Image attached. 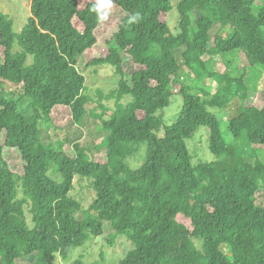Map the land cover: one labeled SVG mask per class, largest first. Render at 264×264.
<instances>
[{
    "label": "trees",
    "instance_id": "obj_1",
    "mask_svg": "<svg viewBox=\"0 0 264 264\" xmlns=\"http://www.w3.org/2000/svg\"><path fill=\"white\" fill-rule=\"evenodd\" d=\"M112 1L124 13L113 44L85 67L114 68L119 84L106 99L116 107L109 119L96 116L105 132L100 145L77 142L73 157L46 131L58 107L69 108L78 126L89 116L80 65L105 21L94 10L98 0L84 8L81 0H31L20 33L0 9V264L69 260L74 248L106 239L105 223L110 244L124 235L135 246L118 264H264L257 195L264 156L254 148L264 147V105L253 98L264 76V7L255 15V0H180L173 34V0ZM214 57L223 71L209 67ZM184 68L190 82L215 81L216 93H194ZM176 94L183 106L168 126L162 112ZM212 110L228 115L233 143ZM199 127L208 129L215 161L194 166L186 140ZM144 144L145 161L132 168L127 160ZM5 148L20 151L23 175L12 171ZM77 177L95 190L88 208L70 196Z\"/></svg>",
    "mask_w": 264,
    "mask_h": 264
},
{
    "label": "rangeland",
    "instance_id": "obj_2",
    "mask_svg": "<svg viewBox=\"0 0 264 264\" xmlns=\"http://www.w3.org/2000/svg\"><path fill=\"white\" fill-rule=\"evenodd\" d=\"M93 0H81V7L84 8L87 3ZM180 0H173V11L168 16V22L171 27L173 34L180 32V16L177 9V5ZM264 7V0H255L254 3V14L257 15ZM0 9L13 21V28L16 33H20L31 15V0H0ZM108 12L107 19L97 29L98 44L95 49L92 50L82 60L80 69L83 71L87 78V94L91 97V102L88 104L89 116L86 122L82 126H78L72 121V115L69 108L58 107L53 112V123L49 126L46 131V139L49 141H61L64 144V149L70 156H75L74 145L77 142L86 143L88 148L94 150L95 143L100 145L101 138L105 135L102 130V121L96 116H103L104 119H109L112 115V110L116 107L115 100H108L106 96L114 91L119 84V76L116 74L113 67L110 65H101L96 67L86 68L85 64L94 58L104 57L108 54L110 46L114 41V34L118 31V24L124 17V13L117 8L112 1L111 7L105 9ZM17 51V47H16ZM181 51L177 52V56L180 61H183L181 57ZM206 61L209 60V56H205ZM29 63L31 62L29 58ZM130 63L126 65L128 70L127 80L130 81L133 67ZM209 67L214 71H223L225 69L224 64L220 57H214L209 61ZM187 69H183L180 76L186 81L188 79ZM193 75V74H192ZM187 85L193 87V92L196 94L203 95L205 93L214 94L218 89V84L215 81L204 80V82H190L186 81ZM9 91H15L16 97H19L22 93L19 88H12L10 85L7 89ZM255 101L264 105V76L260 83V91L257 96L253 97ZM27 101L24 100V104ZM183 106V96L176 94L171 98V104L162 115L168 126H172L181 113ZM218 117L221 124V130L224 133V137L228 143H233L232 136L230 135L229 129V117L224 112L212 110ZM235 143V142H234ZM186 144L191 156V162L195 166L199 163H211L215 161V157L210 150L209 132L205 127H199L192 139L186 140ZM237 144V143H235ZM239 147L243 145L237 144ZM247 148V147H246ZM259 155L264 156V147H257ZM147 145L140 146L138 154L131 156L127 160V164L132 168L141 166L146 158ZM249 149H251L249 147ZM89 155L96 160H102V157H98L94 152L89 151ZM4 156L9 163L12 171L19 175L24 174L25 162L23 161L22 155L17 148H5ZM51 176L60 181L59 175L51 174ZM258 204L264 207V193L259 191ZM70 196L80 201L85 208L95 199V190L93 185L89 181L81 180L76 178L74 182V189L71 191ZM28 221L31 224V215L27 213ZM79 217V215H78ZM86 217V216H85ZM104 231L107 234L105 240H91L86 243L83 247L73 249V255L69 260H63L56 258L51 264H72L76 259H83L87 263L100 262V264H118L123 260L127 254L135 249V246L127 236L120 235L113 239V244L107 241V236L111 235L112 229L107 223L104 224ZM31 260V259H30ZM19 264H31L29 260L21 261Z\"/></svg>",
    "mask_w": 264,
    "mask_h": 264
},
{
    "label": "clouds",
    "instance_id": "obj_3",
    "mask_svg": "<svg viewBox=\"0 0 264 264\" xmlns=\"http://www.w3.org/2000/svg\"><path fill=\"white\" fill-rule=\"evenodd\" d=\"M112 0H98L96 5L94 6V10L98 13L99 20H106L108 17V12H101L102 9H109L111 7Z\"/></svg>",
    "mask_w": 264,
    "mask_h": 264
}]
</instances>
